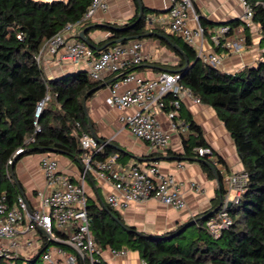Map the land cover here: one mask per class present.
<instances>
[{"label": "trees", "instance_id": "16d2710c", "mask_svg": "<svg viewBox=\"0 0 264 264\" xmlns=\"http://www.w3.org/2000/svg\"><path fill=\"white\" fill-rule=\"evenodd\" d=\"M90 1L0 0V196L5 195L10 205L15 202L19 190L10 177L8 159L13 160L17 148H22L17 160L26 154L51 151L80 161L84 153L78 136L80 130L89 132V127L81 100L101 79L92 80L87 72L80 70L46 78L35 56L42 43L63 25L80 19ZM248 2L253 7L252 20L261 35L262 51L255 65L233 73L202 61L180 36L152 29L165 36L159 39L160 44L179 56L173 68L180 73V82L201 102L210 105L224 124L242 171L247 174V183L238 202L227 207L230 226L214 237L204 225L227 193L222 184L223 173L217 168V163L224 164V160L213 150L211 155L197 152L198 147L209 145L202 136L201 127L186 116L187 136L182 135L183 152L176 154V159L198 160L211 179L214 174L205 161L212 163L220 178L221 196L216 194L210 208L177 223L172 229L143 234H137L134 226L125 224L118 211L108 203L102 201L101 205H96L87 201L89 229L102 250L109 247L137 251L144 264H264V0ZM136 18L119 25L122 30L112 29L111 26L118 25L109 23L91 26L86 35L92 29L110 33L109 37L97 42L89 37L94 44L91 47L94 54H99L98 48L112 38L148 32L145 12L137 22ZM200 23L206 31L207 21L200 20ZM87 25L88 22L84 26ZM246 37L249 44L250 37ZM181 50L189 60L185 68H182ZM94 92L88 93L86 99ZM46 96L41 112L35 117L36 105ZM177 111L181 112V105ZM109 150L110 146L104 144L99 158L105 157ZM154 154L158 153L151 155ZM20 189L23 191L21 185ZM196 218L195 224L179 232ZM44 245L28 258L18 254L11 258L0 257V264H53L41 258ZM40 258L42 261L38 263ZM95 264L107 263L100 257Z\"/></svg>", "mask_w": 264, "mask_h": 264}, {"label": "built area", "instance_id": "2783aa9c", "mask_svg": "<svg viewBox=\"0 0 264 264\" xmlns=\"http://www.w3.org/2000/svg\"><path fill=\"white\" fill-rule=\"evenodd\" d=\"M238 2L242 6L240 20L245 28H249L254 24L253 7L248 0ZM107 7V0H91L80 19L63 25L56 34L42 43L35 59L40 64L43 54L56 55L63 50V57L85 64L91 79H100L104 72L122 75L120 80L110 86L106 103L118 109L134 108L131 112L121 114L119 121L137 138L147 142L152 149L165 150L169 145L170 133L161 128L156 114L168 107L166 111L171 120V129L184 132L187 130L186 123L173 121L182 99L189 97L193 102L201 101L188 86L180 82L181 75L177 71H161L150 79L127 72L128 67L140 64L147 58L142 52V42L138 39L114 43L100 50L97 55L82 40L78 38L68 40L67 34L82 27L98 10H106ZM159 19L166 22L172 34L180 36L193 48L197 47V40L209 32V37L222 51L205 53L201 48L194 49L202 61L217 68L225 55L240 52L248 45L244 31L233 32L227 25L211 30L207 28L205 31L194 12L192 0H171L170 7ZM190 20L197 24L190 26ZM122 85L127 86L122 89ZM47 98L48 96L36 105L35 117L41 112ZM76 125L79 127V124ZM78 140L84 150L81 158L84 173L97 171L102 177L113 178L115 191L106 197V203L113 208H124L131 202H143L150 198L175 210L185 207L180 182L173 175L160 173L154 164L145 168L138 165L116 168L115 156L98 158L103 144L89 132L80 130ZM196 150L200 155L212 154L209 146L198 147ZM21 151L22 148H17L14 156ZM11 162L12 159H8V163ZM40 165L47 187V193L39 192L40 208H30L20 194L16 196L12 205L6 201L5 195L0 196V240H8L6 245L0 243V257L11 258L16 255L15 250L19 246L18 226L25 220L27 230L39 228L49 240L59 242L60 245L56 249L58 254L66 253L65 247L61 245L71 249L72 252L65 255L68 264H95L102 255V249L96 244L89 229L87 197L82 183L74 182L62 173L58 169L56 159L48 153L42 156ZM246 183L247 174L242 170L223 174L222 184L225 190L234 192V196L229 200L230 204L238 202ZM227 202L228 200L222 203L214 215L204 222L214 237L231 224ZM58 231H62L63 236H59ZM110 251L115 256L126 254L123 248ZM42 258L53 262L48 251L42 253Z\"/></svg>", "mask_w": 264, "mask_h": 264}, {"label": "crops", "instance_id": "0c3cea01", "mask_svg": "<svg viewBox=\"0 0 264 264\" xmlns=\"http://www.w3.org/2000/svg\"><path fill=\"white\" fill-rule=\"evenodd\" d=\"M107 4L106 10H98L85 21V23H89L87 26H98L105 23L119 26L137 16L139 9L142 8L146 15V29L148 31L154 32L152 29L156 28L167 34H172L166 22L159 19L161 14L170 7L171 0H107ZM192 4L194 12L198 15L199 23L200 20H206L208 29L227 25L232 28L233 32L244 31L250 37V43L244 50L223 57L219 66L220 70L233 73L256 64L262 51L260 45L261 35L256 23L249 28L244 27L243 22L240 20L242 6L238 0H192ZM147 18H150L151 22H147ZM85 23L82 27L67 34L68 40L77 39L79 31L86 27L84 26ZM189 24L195 26L197 23L190 20ZM208 33H205L202 39L197 40V47L194 48H201L205 53L221 52L222 49L212 41ZM153 34L155 37H150L151 34L140 39L142 52L147 58L140 64L128 67L127 72L150 79L156 77L161 71L176 70L173 66L179 61V56L166 45L160 44L159 39L163 38L157 35L160 33L154 32ZM87 35L97 42L109 37L110 33L101 29H92ZM62 53L63 50L56 55L43 54L40 65L46 78L61 77L79 70L87 72L83 62H73L63 57ZM119 76L118 74L104 72L101 75L100 83H106V85L94 90L93 95L85 100L89 133L95 136L103 145L108 144L110 146V150L103 158L115 156L114 166L116 168L117 166L128 167L130 165L145 168L154 164L160 173L171 174L180 182V192L185 201V207L181 210H175L154 198L143 202H131L124 208H114L118 211L124 223L134 226L136 230L146 233H161L172 229L177 223L185 222L194 215L210 208L213 198L216 194L219 195L217 183L215 178L211 179L206 176L198 160L172 158L183 152L182 135L187 136V130L184 132L172 130L171 120L168 118L166 110H161L156 114L161 128L170 133L169 145L165 150L152 149L147 142L137 138L119 121L121 114L131 112L134 109H118L110 107L106 103L110 86L121 79ZM125 86L127 85H122L121 88L123 89ZM186 116L191 117L201 127L205 142L215 154L224 160V164L217 163V168L223 174L242 170V164L232 139L210 105L203 102H193L191 98L185 97L181 101V112L177 111L173 121H184ZM153 152L158 154L151 155ZM45 153L56 159L58 169L62 173L66 174L72 181L82 183L89 203L101 205V202H106V197L115 191L113 178L102 177L97 171L84 173L82 161L76 160L75 157L51 151L30 153L16 160L13 167V174L23 188L22 194H19L26 199L30 208H40L39 192L47 193L40 165L41 158ZM191 184L195 185L192 186ZM228 197L226 193L223 203L230 200ZM25 225L26 221L23 220L18 226L19 246L15 250L16 254L25 258L31 257L45 244L43 252L48 251L50 253L53 260L50 263L68 264L65 255L72 252L69 247L64 248L65 255L58 254L56 249L60 245L59 242L55 241L48 244L47 242L52 240H49L39 228L27 230ZM58 232L59 236H63L62 231ZM7 242V239L0 240V243L4 245ZM110 250L109 247L102 250L101 259L107 264H144L137 251L125 249V255L115 256L111 254Z\"/></svg>", "mask_w": 264, "mask_h": 264}, {"label": "water", "instance_id": "95a60500", "mask_svg": "<svg viewBox=\"0 0 264 264\" xmlns=\"http://www.w3.org/2000/svg\"><path fill=\"white\" fill-rule=\"evenodd\" d=\"M142 13H143V10H142V8H140V9H139V12H138V15H137V18H136V20H135V22H137V21L140 19ZM135 22H134V23H135ZM147 22H151L150 18H149V19L147 18ZM90 27H91V26H86V27H84L83 29H81V30L79 31V33H78L77 36H78V38H79L80 40H82L83 42H85L89 47H93L94 44L92 43L91 39L86 35V32L89 30ZM111 27H112V29H115V30H122V27H120V26H111ZM153 33H154V32L148 31V32L143 33V34H131V35H127V36L120 37V38H112V39L106 41V42H105L101 47H99L98 49H99V50H103L104 48H107V47H109L110 45H112V44H114V43H123V42H125V41H129V40H133V39H138V38H140V37L150 36V35L153 34ZM157 35H158L159 37H164V36H162L161 34H157ZM181 54L184 56V64H183V67H182V68H185V67L189 66V60H188V58L185 56V54H184V52H183L182 50H181ZM190 66H191V64H190ZM172 71H177V70H172ZM105 85H106V83H100V84H98L94 89H92V90L86 92V93L82 96V100H81V102H82L83 111H84V113H85V116H86L87 121H88V117H87L86 110H85V100H86V96L88 95V93H90V92H92V91H94V90H96V89H98V88H100V87H103V86H105ZM92 136H93V135H92ZM94 137H95V136H94ZM95 138H96V137H95ZM18 156H19V154H17V155L14 156V158H13V160H12V162H11V166H10V168H9V174H10V177H11V179L13 180L15 186L18 188L19 193L22 194V191H21V189H20L19 182L16 180L15 176L13 175V166H12V163H14V162L17 160ZM172 158L176 159L177 156H173ZM205 163L207 164V166H209V168L212 170V172H213V174H214V178H215V181H216V183H217L218 194H219V196H221V193H220V186H221V183H220V178H219V176H218V174H217V168H216L212 163H210V162H208V161H205ZM221 204H222V201L220 200L219 204L213 209L212 213L216 212V211L219 209V207L221 206ZM228 205H230V201L227 202V206H228ZM114 219H115L116 221H118V219H116V217H114ZM197 220H198V218H196V219H194V220H192V221L186 223V224L183 226V228H182L179 232H182V231H184L186 228H188L189 226L195 224ZM123 228H124V227H123ZM135 232H136L137 234H143L142 231L135 230Z\"/></svg>", "mask_w": 264, "mask_h": 264}, {"label": "rangeland", "instance_id": "374dc122", "mask_svg": "<svg viewBox=\"0 0 264 264\" xmlns=\"http://www.w3.org/2000/svg\"><path fill=\"white\" fill-rule=\"evenodd\" d=\"M227 195L229 196L228 198L232 199V197L234 196V192L233 191H228ZM42 258V257H41ZM40 258V261H38V263H40L42 261V259ZM8 264H11L10 262Z\"/></svg>", "mask_w": 264, "mask_h": 264}]
</instances>
